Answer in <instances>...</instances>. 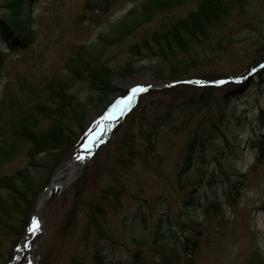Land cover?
Here are the masks:
<instances>
[{
  "label": "rangeland",
  "instance_id": "rangeland-1",
  "mask_svg": "<svg viewBox=\"0 0 264 264\" xmlns=\"http://www.w3.org/2000/svg\"><path fill=\"white\" fill-rule=\"evenodd\" d=\"M6 1L0 0V16L10 18ZM149 1H27L22 17L29 36L21 38L24 44L8 45L0 32V141L8 144L12 130L20 131V118L49 102L48 88L56 84L61 89L58 81L67 65L84 71L67 92L82 101L90 97L83 118L66 132L62 160L47 182L39 183L31 204L23 203L22 212L11 218L10 227L17 231L33 215L43 189L95 136L118 98L142 83L145 73L156 84L198 80L171 89L147 87L143 100L140 95L136 99L140 106L135 112L131 108L99 133L74 177L66 181L64 175L50 189L37 227L21 239L11 229L0 231V264H264V146L259 150L264 143V0H243L212 30L210 40L175 55L173 70L167 69L162 78L142 67L114 78V91L97 98L86 72L93 67L81 64L78 46L98 42L130 10ZM195 6L190 1L154 12L149 21L107 46L102 63L117 72L128 63H145L130 51L131 45L141 44ZM207 75L229 81L199 83ZM227 94V100L221 99ZM144 106L148 122L138 116ZM195 133L204 146L195 149L192 166L183 173ZM9 145L12 153L0 154V178L31 166L30 140ZM157 231L161 236L154 242ZM21 240L20 256L8 262Z\"/></svg>",
  "mask_w": 264,
  "mask_h": 264
},
{
  "label": "trees",
  "instance_id": "trees-1",
  "mask_svg": "<svg viewBox=\"0 0 264 264\" xmlns=\"http://www.w3.org/2000/svg\"><path fill=\"white\" fill-rule=\"evenodd\" d=\"M27 1L32 0H8L3 4L12 12V17L10 18L0 16V32L4 33L3 37L8 45L21 46L24 44L20 43L21 38L29 36V29L26 31L23 29V24L25 23L23 22L24 17H22V11L26 7ZM150 1V4L146 3L139 8L130 10L127 16L120 19L119 24L115 25L109 32L102 35L98 42L94 41L78 46L79 56L83 59L81 64L93 67V70L86 72L89 75V88L92 89L97 98L103 99L114 91L112 85L114 78H123L142 67L149 69L154 77L162 78L167 69L173 70L174 64L172 58L175 55L180 52H187L188 48L201 40H210L212 30L229 17L231 12L240 7L243 2V0ZM190 1H196V6L192 10H189L185 16L176 18L167 24V26H164L162 30L155 31L147 40H141V44L131 45L130 51L140 56V60L145 63H128L127 66L118 72L104 66L101 59L107 46L120 41L137 26L149 21L154 12L161 13L171 10L184 2ZM12 46L9 47L12 48ZM83 72V69L77 68V65H67V71L63 72L60 77L61 79L58 81L61 89L56 84L53 89L48 88L46 94L49 95V102L46 104L41 103L40 107L35 105L33 111L25 113L20 118V131L15 130V128L12 130L9 143L19 142V140L31 141L32 147L30 145L28 151V156L31 158V166L24 167L11 175L0 178V231L7 232L11 229L17 238L21 237L27 227L28 221L26 220L17 231L14 227H10L11 218L15 214L22 212V210L20 211V206L23 203H26L27 206L31 204L38 191L37 187L39 183L45 184L52 171L58 165V162L62 160L60 159V151L64 147V142L67 138L66 132L71 123L83 118L85 113L84 105L86 102H89L87 100L90 98L86 99L85 102L78 99L72 93L67 92L77 79L83 76ZM171 74L172 76L178 75L176 73ZM222 78L224 77L207 75L204 79L214 80ZM175 86L165 88L171 89ZM228 95L221 99L227 100L229 98ZM139 100H143L142 95ZM138 103L135 107L140 106ZM135 107L133 112L137 109ZM146 107L141 108L138 116H141L142 120L148 122L146 113H143L146 112ZM43 117L46 119V127H41V118ZM9 143L0 141V154L3 151H6L8 155L12 153ZM203 146V138L198 133H195L189 142L188 151L184 156L183 173L188 171L192 166L196 153L195 149ZM262 146H264V143H261L259 147L260 151L262 150ZM48 169H51V171L48 172ZM192 183L193 181L185 182V184ZM29 197H31V201H29ZM158 228L159 224H157ZM160 234L159 231L155 232L153 237L154 242H157L156 240L158 236H161ZM187 243L188 241H185L183 250Z\"/></svg>",
  "mask_w": 264,
  "mask_h": 264
},
{
  "label": "bare ground",
  "instance_id": "bare-ground-1",
  "mask_svg": "<svg viewBox=\"0 0 264 264\" xmlns=\"http://www.w3.org/2000/svg\"><path fill=\"white\" fill-rule=\"evenodd\" d=\"M151 78H150V76L148 75V73L146 74H144L143 76H142V79H140V81H142V82H146V83H151L150 81H152V80H150ZM106 124H107V122H105L104 123V127L106 126ZM90 151H91V147H90V149H88V148H85V149H83L71 162H69L68 163V165L66 166V168H65V170L64 171H62L61 173H59V175L58 176H56L53 180H52V182H51V185H54V184H56L57 183V181L61 178V177H63L64 175H66V181H69V180H71L73 177H74V175H75V171H76V169L78 168V165H79V163L81 162V161H84L85 160V158L89 155V153H90ZM49 191H50V187L48 188V190H46V191H44L41 195H40V197H39V199H38V202H37V207H38V209L40 210V208H41V206H42V204L45 202V200H46V198H47V196L49 195ZM38 221L37 220V214H36V216L33 218V221ZM39 224V222H37V225ZM37 225H34V226H37Z\"/></svg>",
  "mask_w": 264,
  "mask_h": 264
},
{
  "label": "snow or ice",
  "instance_id": "snow-or-ice-1",
  "mask_svg": "<svg viewBox=\"0 0 264 264\" xmlns=\"http://www.w3.org/2000/svg\"><path fill=\"white\" fill-rule=\"evenodd\" d=\"M143 90H144V89L139 88V87H135V88H133V89L131 90L129 96H128V97H125L124 100H126L127 103H130L132 97L136 94V92H138V91H143ZM127 103L124 104V107L127 106ZM119 104H120V101H117V105H119ZM114 107H115V106H114ZM120 110L123 111V108H121ZM33 224H34V225H37V222L34 220V221H33ZM37 226H38V225H37ZM31 230H32V229H30V231H31Z\"/></svg>",
  "mask_w": 264,
  "mask_h": 264
},
{
  "label": "water",
  "instance_id": "water-1",
  "mask_svg": "<svg viewBox=\"0 0 264 264\" xmlns=\"http://www.w3.org/2000/svg\"><path fill=\"white\" fill-rule=\"evenodd\" d=\"M164 84H166V83H162V84H153V85H156V86H162V85H164Z\"/></svg>",
  "mask_w": 264,
  "mask_h": 264
}]
</instances>
